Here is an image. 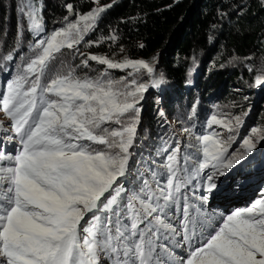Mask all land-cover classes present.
I'll return each instance as SVG.
<instances>
[{
  "label": "snow or ice",
  "instance_id": "1",
  "mask_svg": "<svg viewBox=\"0 0 264 264\" xmlns=\"http://www.w3.org/2000/svg\"><path fill=\"white\" fill-rule=\"evenodd\" d=\"M46 7L19 0L11 41L0 25V60L14 63L24 43L31 52L0 91V264H264V185L243 208L210 207L246 189L261 130L233 148L241 117L212 114L203 131L193 123L161 137L149 159L137 161L140 102L165 82L162 74L140 82L154 75V63L80 52L111 5L81 14L67 3L76 19L64 16L51 32ZM64 50L85 58L69 63ZM90 61L130 71L118 79L107 70L80 75ZM233 173L231 183L220 180Z\"/></svg>",
  "mask_w": 264,
  "mask_h": 264
},
{
  "label": "trees",
  "instance_id": "2",
  "mask_svg": "<svg viewBox=\"0 0 264 264\" xmlns=\"http://www.w3.org/2000/svg\"><path fill=\"white\" fill-rule=\"evenodd\" d=\"M101 2L104 5H112L102 15L96 29L85 37V41H95L101 36L115 34L118 37L115 42L119 45V49H123L125 57L133 60L143 59L154 64L161 57L160 67L155 75L160 79L162 74L165 81L160 85V92H163L160 100L165 104V111L174 115L173 120L179 121L182 126L180 129L189 128L198 120L199 123H195L196 130L203 129V120L212 114V106L216 100L218 101V98L214 100V96L209 97L207 93H214L211 91L219 88L221 84L223 85L219 90L223 89L220 93L225 94L226 102L237 105V109H240L244 105L241 97L255 93V90L250 91L244 86L246 82H256L259 76L264 83L262 0H199L198 2L196 0H101ZM16 3L17 0L15 2L0 0V25L3 29H9L7 38L10 41L16 34ZM45 3L47 7L44 15L49 32L61 27L59 23L63 21L64 16L70 17L64 7L67 3H72L75 10L82 14L95 7L90 0H45ZM28 39H31L30 35ZM141 44L143 47H140ZM105 45L104 43L96 45L92 49L79 47V50L84 52L89 49L90 54L106 56L109 50ZM4 52L3 46L0 45V55ZM29 56L31 52L27 48V43H24L14 63L0 60V76H8L10 79L16 74L15 64L22 63L21 57L26 59ZM248 64L252 67L254 65L252 76L249 74ZM208 67L212 70L205 80L203 73ZM84 70L78 69V72L83 75ZM190 75L191 79H189ZM191 80L194 87L188 89ZM234 85H237V89L241 91L231 92L230 88ZM155 93L159 96V93ZM155 93L150 94L155 95ZM256 101L255 109L258 112L262 109L261 104L264 106V89ZM193 107H195V116L192 115ZM214 112L213 114H216V110ZM149 120L151 122L154 120L152 115ZM166 129L151 126L146 131L143 150L147 151L149 148V151H152L161 143V137L167 138L174 133ZM184 137L186 139V136ZM141 149L140 147V151L137 150V157L140 156V161L148 160V154L142 153L144 156L141 157Z\"/></svg>",
  "mask_w": 264,
  "mask_h": 264
},
{
  "label": "rangeland",
  "instance_id": "3",
  "mask_svg": "<svg viewBox=\"0 0 264 264\" xmlns=\"http://www.w3.org/2000/svg\"><path fill=\"white\" fill-rule=\"evenodd\" d=\"M17 1L19 2V0H17ZM198 1L199 0H196V2H198ZM94 4H95V7H104V6H106V5H104L101 2V0H99L98 3H94ZM108 5H110V4H108ZM69 19L70 20H75L76 16L70 14ZM59 25L62 27L64 25V21L59 23ZM56 28H59V27H56ZM51 29H52V27H51ZM46 31L49 32L47 27H46ZM87 41H82L81 43H83V44L82 45L81 44L78 45V48L79 47H81V48L82 47H87L89 49H92V48H94L96 46V44H92V46H90V47L87 46ZM108 42H111V41H108ZM108 42L107 41L104 42V44H106L105 45L106 49L109 50L108 51V55H106V57H108L109 59H112V60H114L116 62H121L125 58H127L124 55V51L118 48L119 45H117L115 41H112L111 43H108ZM89 49H87V50H85L83 52L85 54V56L90 55ZM85 56H80L79 53H77L76 54V59L77 60L74 59L75 61H73L71 52L69 50H64V56L62 58L66 59V61L69 62V63L76 64V63H79V61L81 59H84ZM161 59L162 58L159 57L158 58L159 61H157L155 63L156 71H155V73H154V75L152 77L147 76V74H143V75L137 77V79H139L140 82H150L151 79H157L155 75H156L157 70H159ZM253 67H254V65H253ZM253 67H252L251 64L247 65L248 69H250V68L252 69ZM104 70H107L109 72V74L114 79H118L120 77H126L128 71H130V69L129 70H124V71H121L119 69L108 70V69H106V66L99 65L98 63H96L94 61H90V69H85L83 71V75L86 72L89 76H95V75L98 74L99 71H104ZM211 70L212 69H210V67L206 68L205 73H203V75H204L203 77L205 78V80H206V77L209 76ZM258 72H260V71H258ZM79 74L82 75L81 73H79ZM249 74L252 76L254 74V70L249 71ZM263 78H264V76H263ZM128 79L131 80L132 77H128ZM189 79H191V75H190ZM255 83L256 82H252V83L246 82V84L244 85V86H247V89L250 90V91L251 90H255V93L251 94V95H248V96L244 95V96L241 97L243 99L244 105L243 106L240 105V106H242L240 109H237L238 108L237 105L235 106L233 104H228L226 102L227 99H225V97H226L225 94L220 93V92L223 91V89L219 90L222 87L223 84H221V86L219 88L214 89V90L211 91V92H214V93H212V94L207 93L209 95V97L210 96H214L213 97L214 100H215V98H218V101L216 100L217 102L215 101L213 106H212L213 107L212 114L215 113L214 110H216V114L219 117H221V118H232V117H235V116H240L242 121H243L242 126H239V132H238V135H237V143L233 145V148L239 147V144L242 143V139L245 136H251L252 135L251 129H253V128L260 129L261 130V134H264V118H263L264 117V106L261 104L262 109H260L258 112L255 109L256 108V102H257L256 101L257 97L262 93V89H264L263 88L264 87V83L261 81L260 86H259V84H257V83L255 84ZM3 84H1V82H0V85H1L2 89H3ZM193 87H194L193 86V82L191 80V82L189 83V86H187V88L188 89H190V88L192 89ZM237 87H238L237 85L232 86L230 88V91L231 92H233V91L240 92L241 90L237 89ZM151 92H153V93L157 92V93H159V96L156 93H155V95L154 94H150ZM162 93L163 92H160V86L158 88H153V87L150 86L149 90L144 93V100H142L140 102V107H141V114H140L141 115V125L139 126V129H138L139 146H138L137 150L140 151V147H141L142 148L141 149L142 153H144V154H148L150 152L149 148H148L147 151H144L143 147H144V144L146 142V136H145L146 131L149 130V128H151V126L159 127L161 129L167 128L166 131L172 130L176 134H180V132L182 130V129H180L182 126H180V124L178 123L179 121H176V119L173 120V118H174L173 116L174 115H170L168 113V111H165V109H164L165 104H163V102H161V100H160L161 99L160 97L162 96ZM155 96L157 97V99H155ZM158 97H159V99H158ZM223 97H224L225 100L223 99ZM222 99H223V101L220 102V100H222ZM153 104H155V106H152ZM163 111H165V112H163ZM170 111H172V110H170ZM246 111L248 113L247 115L244 114ZM161 112H163V114H164L163 116L160 115ZM241 113H242V115H241ZM150 115H152V119H154L152 122L149 120ZM211 115H209L207 118H209ZM197 120H198V118H197ZM205 120H203V123H204ZM195 123H199V120L195 121ZM233 123L235 124V121H233ZM203 127H204V125H203ZM214 128H216V130L218 132H220L224 138H227V136L230 135V133H228L226 129L220 128L218 126H214ZM201 131H203V129ZM0 138H2V137H0ZM180 139L183 142L185 140V137L183 135H181ZM143 140H145V142ZM263 144H264V142H261V144L258 145V148L254 150L255 153L257 152L255 157H259L261 154H264V145ZM144 154L141 157H143ZM220 180L223 183H225V184H227V182L230 181L228 176L221 177ZM262 185H264V182H262ZM253 198H254V196L250 195V200H252ZM245 206H243V207H245ZM243 207H240V208H243Z\"/></svg>",
  "mask_w": 264,
  "mask_h": 264
},
{
  "label": "bare ground",
  "instance_id": "4",
  "mask_svg": "<svg viewBox=\"0 0 264 264\" xmlns=\"http://www.w3.org/2000/svg\"><path fill=\"white\" fill-rule=\"evenodd\" d=\"M140 155H142V152H140ZM136 159H137V161H140V156L136 157Z\"/></svg>",
  "mask_w": 264,
  "mask_h": 264
}]
</instances>
